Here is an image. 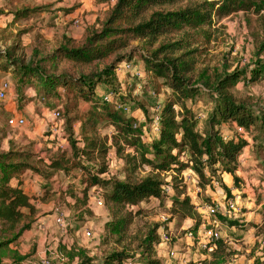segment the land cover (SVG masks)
<instances>
[{
  "label": "rangeland",
  "instance_id": "1",
  "mask_svg": "<svg viewBox=\"0 0 264 264\" xmlns=\"http://www.w3.org/2000/svg\"><path fill=\"white\" fill-rule=\"evenodd\" d=\"M115 3L116 0H0V51L11 53L13 59L19 60L23 65L41 66L51 72V63L45 58L60 46H81L89 32L101 29ZM21 10L33 11L27 17H16V12ZM205 32L210 34L209 39ZM263 32L264 11L260 15L238 12L224 18L213 28L205 27L198 32L187 30L175 37L162 38L160 42L181 39L183 50L194 52L193 57L197 63L191 76L194 85H198L197 75L204 68L210 71L226 69L228 72L253 68L257 60V38ZM158 44L152 45L145 40L133 42L128 50L120 53L134 58L132 61L127 58L118 65L116 78L119 89L115 92L106 84H100L96 89L100 98L108 96L111 103H119L116 109L123 115L128 118L136 117V127H142L144 135L151 138L155 134L152 131L153 123L162 106L166 101L174 99L165 81L156 79L147 72L146 63L141 57L155 50ZM115 59L116 57H111L90 65L59 61L57 68L58 72L65 71L73 77H79L101 71L112 65ZM1 60L0 58V83L4 79L10 80L12 90L6 100L0 101V152L6 149H28L44 159L56 158L63 152L71 153L68 119L84 116L92 105L78 102L72 94L66 93H62V99L44 102L39 93H36L38 87L35 80L23 83L16 68L8 67L9 71L4 67L7 61ZM127 65H131V69ZM137 72L141 73V77L136 76ZM233 92L239 100L249 99L256 107L264 106V79L257 84L240 81ZM215 103L216 97L207 93H201L197 98L187 101V106L197 117L199 129L203 130ZM142 105L147 113L143 112ZM175 108L177 112L180 111L178 106ZM57 109L61 111V118L54 120L53 113ZM15 114L23 115L27 121L24 128L11 129L7 126V120ZM57 123L60 127L59 135L50 131ZM80 127L79 119L73 126L74 133L79 138ZM114 134V127L103 122L98 126L96 135L98 139L108 136L110 146ZM250 142L244 155L245 161L241 162L236 173L239 182L222 172L219 167L216 168V178L221 181L214 179L206 188L191 169L180 174L184 180L180 182V188L185 187L198 210L196 220H181L173 216L172 198L176 193L169 185H165L162 199L144 201L137 207L121 211L115 217L106 201L104 206L98 205V198L105 200V189L100 186L90 189L87 204L84 203L81 191L84 185L80 182L84 172L79 169L70 175L57 173L52 181V190L49 189L48 182L42 181L39 175H34L35 178H31L34 188L31 193L35 199H40L41 208L33 218L32 229L10 248L27 257L21 264H38L42 259L48 260L50 264H67L65 254L62 255V245L85 250L86 256L96 263L110 254L125 251L132 262L141 264L146 257L143 256L144 240L153 232L159 239L162 232H169L179 245L177 255L172 259L162 255L161 250L153 252L152 255L161 264H264V145L259 147L260 143L252 139ZM126 150L134 152L128 147ZM105 161L108 173L102 175V179L126 178L125 161L116 156L115 149L109 151ZM103 163L95 157L94 163L87 164L100 169ZM95 173L96 171L93 172ZM149 174L161 175V179L170 185L173 183L172 177L176 176L173 172L159 174L146 166L144 170H139V175L132 181ZM69 186L74 187L79 199L64 198L63 190ZM230 202L237 203L235 211L230 210ZM206 205L219 208V214L212 218L222 224L218 232L225 243L219 251L217 245L213 249L201 248L198 242L189 248L194 242L190 239H186L187 242L183 240L190 230L195 232L197 239L200 228H212L206 220ZM163 216L168 217L167 222L162 220ZM58 217L62 219L60 223H57ZM120 217L127 218L131 224L125 231L114 233L113 225L117 224ZM233 221H238V225H234ZM199 223L202 225L195 231ZM88 230L92 232V237L85 235ZM1 231L0 226V241L4 240L1 239ZM10 248L7 252H10ZM12 261L6 258L4 264H14Z\"/></svg>",
  "mask_w": 264,
  "mask_h": 264
},
{
  "label": "trees",
  "instance_id": "2",
  "mask_svg": "<svg viewBox=\"0 0 264 264\" xmlns=\"http://www.w3.org/2000/svg\"><path fill=\"white\" fill-rule=\"evenodd\" d=\"M32 11L21 10L15 15L27 17ZM263 11L264 0H116L101 29L89 32L81 46L73 48L63 45L45 58L51 63V72L41 66L23 65L19 60L13 59L11 53L0 51V58L7 61L4 65L6 69L16 68V73L25 84L36 81V93H39L44 102L62 99V93H66L72 94L78 102L92 105L84 116L68 119L71 153L63 152L56 158L44 159L28 149L0 152V225L1 239H4L0 241V263L4 251H8L34 225L33 218L37 209L32 203L33 198L25 192L23 183L27 173L39 175L50 184L49 189L52 190V181L57 173L70 175L79 169L84 172L80 180L84 185L81 190L84 203L89 198L90 189L100 186L105 189L104 202L111 207L115 217L121 211L137 207L144 201L162 199L165 195L164 187L169 185L176 193L172 198L171 213L181 220H196L198 214L185 187L180 188L179 185L184 181L180 176L184 170L191 169L205 188L212 180L218 179L217 167L239 182L236 173L246 149L250 147V139L260 143L259 147L264 145V106L256 107L249 99H237L233 89L243 80L249 84H257L264 79V32L257 38V60L253 68L233 72L226 69L210 71L204 68L197 75L198 85H194L191 76L197 63L193 57L194 52L183 50L181 39L175 42H160V39L175 37L187 30L198 32L205 27L213 28L224 18L238 12L260 15ZM205 35L210 38L208 32ZM136 40L149 41L152 45L159 43L155 50L141 57L144 58L147 72L156 79H163L174 97L162 106L159 113L160 130L153 138L144 135L142 127H136V117L128 118L116 109L119 103L107 102L96 93L100 84L108 85L115 92L119 89L116 78L118 65L127 58L129 61L134 58L132 55L120 53L128 50ZM111 57H116L112 65L79 77H73L65 71L58 72L57 68L59 61L90 65ZM201 93L216 97L215 107L203 130L198 128L197 117L187 106L188 100L197 98ZM177 106L180 108L179 112L175 110ZM141 108L147 113L143 105ZM79 119L80 138L73 130ZM103 122H108L115 129L110 146L108 136L98 139L96 135L98 126ZM241 128L243 132L240 133ZM228 130L230 133H227ZM126 147L134 152H128ZM111 149H115L116 156L125 161L126 178L123 180L101 177L108 173L105 159ZM95 157L104 162L100 169L87 164L94 163ZM146 166L159 174L175 173L176 176L172 177L173 183H166L158 174H149L132 181L139 175V170H144ZM15 180L14 186L11 182ZM224 186L227 189L225 184ZM73 188L69 186L63 190L64 198L79 199ZM24 209L29 213H25ZM233 223L238 225V221ZM130 224V220L120 217L112 231H125ZM201 225L197 224L195 231ZM144 242L143 256L146 257L141 264H161L152 255L159 244L155 232ZM224 243L225 241L219 240L217 251ZM61 250L65 252L62 255L65 254L67 264L132 262L125 251L110 254L100 263H96L94 259L86 256L87 252L83 249L62 245ZM13 254L20 262L27 259L26 256H18L19 252Z\"/></svg>",
  "mask_w": 264,
  "mask_h": 264
},
{
  "label": "built area",
  "instance_id": "3",
  "mask_svg": "<svg viewBox=\"0 0 264 264\" xmlns=\"http://www.w3.org/2000/svg\"><path fill=\"white\" fill-rule=\"evenodd\" d=\"M126 67L128 69H131V65H127ZM136 76L141 77V73L137 72ZM11 90H12L11 81L8 79H4L0 83V101L6 100L9 93L11 92ZM103 99L105 101L111 103V99H109L108 96L104 97ZM175 110H176V108H175ZM126 111H127V109H126ZM60 118H61V111L59 109H57L53 113V119L59 120ZM160 121H161V118L158 115L157 119L154 121L153 126H152V131H154L155 134L159 133ZM26 124H27V121L25 120V118L19 114H17V115L15 114L14 116H12L11 118H9L7 120V126L11 129L24 128L26 126ZM50 131L53 133H57L58 127L55 125ZM239 132L240 133L243 132V129L242 128L239 129ZM128 149H129V147H128ZM244 161H245V158L243 157L241 159V162H244ZM97 202H98V205H100V206H104V204H106L102 198H98ZM236 205H237L236 202H230L228 206H229L230 210L235 211ZM204 209H205L206 220L209 221L212 228L211 229L200 228L198 230V233H197L199 238H197V239L194 236L195 232H193L192 230L188 231L183 240L186 241V239H190L191 241L194 242L192 245H189V248L195 246V243L198 242V246L201 248L205 247L208 249H213L217 245V243L219 242L220 234L218 232V229L221 227L222 224L219 222V220L212 219L213 217H216L219 214V208H218V206L212 207V206L206 205V206H204ZM162 220L167 222L168 217L163 216ZM61 221H62V219H60V217H58L57 223L58 222L60 223ZM85 235L87 237H92V232L90 230H88L85 232ZM181 241L182 240H179V242H181ZM178 246H179L178 243L174 242V240H173V234L172 233L162 232L160 239H159L157 251L161 250V251H163L162 255H166V257H168V258L174 259L177 255ZM163 248H165V249H163ZM38 264H50V263L48 260L42 259L40 262H38ZM127 264H134V263L128 262Z\"/></svg>",
  "mask_w": 264,
  "mask_h": 264
},
{
  "label": "crops",
  "instance_id": "4",
  "mask_svg": "<svg viewBox=\"0 0 264 264\" xmlns=\"http://www.w3.org/2000/svg\"><path fill=\"white\" fill-rule=\"evenodd\" d=\"M17 115V114H16ZM23 116V115H22ZM56 126L58 127V123L56 124ZM59 132H60V127H58V131H57V134L59 135ZM52 136V135H51ZM10 150H12V149H6L5 151H3V152H9ZM37 175V174H36ZM35 175V176H36ZM35 176H34V174H32V173H27V174H25L24 175V189H25V192L30 196V197H32L33 198V200H32V203L36 206V209H37V212H38V209L39 208H41V201H40V199L39 198H37V199H35L34 198V196L32 195V193L31 192H33V184H32V179L31 178H35ZM40 177V176H39ZM40 179L42 180V181H44L41 177H40ZM12 183V185H14L15 186V184H16V180L15 181H12L11 182ZM25 213H29V211L27 210V209H24L23 210ZM1 226V225H0ZM56 240V239H55ZM13 251H16V250H14L13 248H10V252H7V251H4L5 253H4V255H3V257H2V261H1V263L0 264H4V260L6 259V258H10L11 260H13L12 262L14 263V264H16L17 262H20V261H18V259H16V258H14V252ZM13 252V253H12ZM18 256H21L20 255V253L18 254ZM22 262H24V261H21L20 263H18V264H21Z\"/></svg>",
  "mask_w": 264,
  "mask_h": 264
}]
</instances>
